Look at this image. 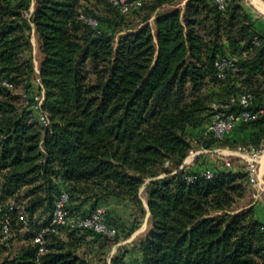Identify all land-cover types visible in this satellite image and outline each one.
<instances>
[{"label":"trees","instance_id":"1","mask_svg":"<svg viewBox=\"0 0 264 264\" xmlns=\"http://www.w3.org/2000/svg\"><path fill=\"white\" fill-rule=\"evenodd\" d=\"M130 1L140 5L123 14L110 0H0V264H107L113 242L130 238L146 212L148 233L110 264H264V226L252 206L239 210L244 163L202 169L198 155L183 166L193 144L264 148V113L237 123L233 137L207 132L212 104L238 116L230 97L246 94L249 111L264 109L262 18L244 0L223 11L188 0L161 13L182 0ZM221 57L236 65L225 80L214 67ZM61 191L70 217L104 207L115 237L52 226ZM115 201L131 209L125 220L109 210Z\"/></svg>","mask_w":264,"mask_h":264},{"label":"built area","instance_id":"2","mask_svg":"<svg viewBox=\"0 0 264 264\" xmlns=\"http://www.w3.org/2000/svg\"><path fill=\"white\" fill-rule=\"evenodd\" d=\"M218 10L223 11L228 3L231 0H213ZM110 3L116 7L121 13L127 14L132 12L136 9L139 5V1H130V0H110ZM30 13H24V17H29ZM83 17H81L82 19ZM89 25L95 27L96 22L92 19H84ZM262 24L264 29V15L262 16ZM214 67L216 69L217 78L220 80H225L226 75L228 73H234L236 71V65L234 60L221 57L218 58L215 63ZM2 85L8 89L11 88V85L3 82ZM251 97L249 95L243 94L237 97H230V103H238L241 108L243 109L238 116L234 115H225L221 113L218 107L215 104H212V107L215 109V113L211 118V121L207 127V132L210 133L216 139L224 138L232 129L236 126L239 122H249L258 114L264 113V109L258 110L256 113H252L248 110L250 104ZM25 103H27V99L25 96L22 97ZM34 103L37 104L35 109L42 103V97L40 95H35L33 97ZM39 122L46 126L47 120L44 116H39ZM199 153H195L191 150L188 155L191 156H198ZM239 157L242 159L245 169L247 172V181L249 185V193L251 199L253 201L259 198L260 193V185H259V159L262 154H264L263 150H246V149H239L238 150ZM166 163L165 166H167ZM225 166H229L227 162L224 163ZM183 166L185 164L183 163ZM203 176L206 179H212L214 176L210 171H206L203 173ZM192 180V177L188 178ZM68 201V195L66 192L61 191L57 200L55 201V208L52 214V226L57 227H68L70 229H91L98 234L105 235L108 239H113L116 235V230L109 227L106 224V209L104 207H96L89 215L85 217H70L68 216L67 212L65 211V205ZM4 232L7 233L6 226L3 227ZM264 231V227L262 228ZM48 229H45L43 232H47ZM43 232L38 233L34 237V243L38 246V254L44 252V238Z\"/></svg>","mask_w":264,"mask_h":264},{"label":"rangeland","instance_id":"3","mask_svg":"<svg viewBox=\"0 0 264 264\" xmlns=\"http://www.w3.org/2000/svg\"><path fill=\"white\" fill-rule=\"evenodd\" d=\"M171 6H165L163 8H161L159 11L161 12H166L171 10ZM150 24H153L152 20L150 21ZM31 42H32V53H33V60L35 63V66H37L40 61H41V55L38 51V42H37V36L36 35H32L31 36ZM21 91L17 90L14 92L15 95H19ZM241 148H234V149H228V148H217L211 151H207V150H199L197 148L196 144H193V149L192 151L195 153H199L198 155H201L202 160L200 161V163L196 164V166L204 169V168H213V167H217L220 166L222 164H224L225 162H227L229 164V167H233V168H241L243 167V161L242 159L239 157L238 154V150ZM197 157V156H196ZM196 157L188 155L187 158L185 159V161H191V164H194V161L196 159ZM184 161V162H185ZM140 199L141 201L145 204V200L147 199V194H146V189H142L141 193H140ZM252 201V200H251ZM242 206V205H239ZM238 207V206H237ZM140 227L139 229H137V231L127 240H116L113 242V248L111 249V251L109 252V255H107V264H110L111 259H115L117 257V252L121 247H126L129 246L131 247L133 244H135L139 239L143 238L149 231V223L145 218H141L140 219ZM20 245V242H13V246L18 247ZM125 245V246H123ZM1 250V248H0ZM2 257L5 256V253H2L1 255Z\"/></svg>","mask_w":264,"mask_h":264},{"label":"crops","instance_id":"4","mask_svg":"<svg viewBox=\"0 0 264 264\" xmlns=\"http://www.w3.org/2000/svg\"><path fill=\"white\" fill-rule=\"evenodd\" d=\"M187 1L188 0H182L176 6H171L172 7L171 9L183 8ZM243 5L246 8V11L249 14V16L252 18H262V16L264 15V0H244ZM228 136L233 137L234 133L228 134ZM262 150L264 151V148ZM190 162L191 161L188 160L184 162L186 168L192 167L193 164L190 165ZM259 185H260L259 198L253 201L249 193L248 196L243 201H241L240 205L242 206H240L239 210L252 206L256 219L264 226V154H262L259 159ZM142 204L146 208V200H145V204L143 202ZM108 208L109 210H113L124 220L128 218V216H130L131 214V209L129 208V206L126 205V203L123 202H117V201L111 202L108 205ZM148 216L149 214L146 212L144 218L146 217L147 222H148ZM149 228H151L150 224H149ZM128 239H126L125 241H127Z\"/></svg>","mask_w":264,"mask_h":264}]
</instances>
